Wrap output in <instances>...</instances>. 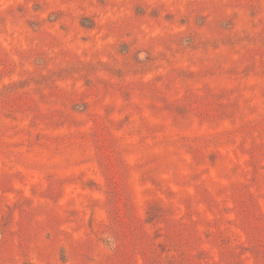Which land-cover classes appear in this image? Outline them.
Masks as SVG:
<instances>
[{
  "label": "rangeland",
  "instance_id": "obj_1",
  "mask_svg": "<svg viewBox=\"0 0 264 264\" xmlns=\"http://www.w3.org/2000/svg\"><path fill=\"white\" fill-rule=\"evenodd\" d=\"M0 264H264V0H0Z\"/></svg>",
  "mask_w": 264,
  "mask_h": 264
}]
</instances>
